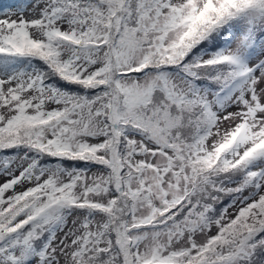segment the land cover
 <instances>
[{
	"label": "snow or ice",
	"instance_id": "snow-or-ice-1",
	"mask_svg": "<svg viewBox=\"0 0 264 264\" xmlns=\"http://www.w3.org/2000/svg\"><path fill=\"white\" fill-rule=\"evenodd\" d=\"M0 264H264V0L0 11Z\"/></svg>",
	"mask_w": 264,
	"mask_h": 264
},
{
	"label": "rangeland",
	"instance_id": "rangeland-1",
	"mask_svg": "<svg viewBox=\"0 0 264 264\" xmlns=\"http://www.w3.org/2000/svg\"><path fill=\"white\" fill-rule=\"evenodd\" d=\"M24 2H27V0H24ZM15 3H17V0H0V11H3L6 7L13 6ZM12 10L15 12V7ZM28 11L30 12V9ZM27 14L28 12L25 13V15Z\"/></svg>",
	"mask_w": 264,
	"mask_h": 264
}]
</instances>
